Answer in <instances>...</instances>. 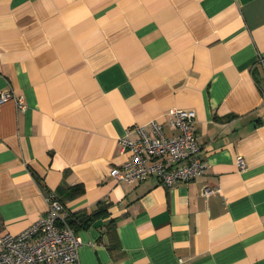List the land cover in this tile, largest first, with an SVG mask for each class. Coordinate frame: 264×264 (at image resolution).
<instances>
[{"label":"crops","instance_id":"0c3cea01","mask_svg":"<svg viewBox=\"0 0 264 264\" xmlns=\"http://www.w3.org/2000/svg\"><path fill=\"white\" fill-rule=\"evenodd\" d=\"M1 89L24 106L0 103V235L54 194L68 218L108 207L68 264H264V0H0ZM171 107L195 110L204 172L118 180L119 139L178 133Z\"/></svg>","mask_w":264,"mask_h":264},{"label":"built area","instance_id":"2783aa9c","mask_svg":"<svg viewBox=\"0 0 264 264\" xmlns=\"http://www.w3.org/2000/svg\"><path fill=\"white\" fill-rule=\"evenodd\" d=\"M14 99L23 107V96L13 90H0V103ZM169 123L179 128L176 134L167 135L156 119L149 128L136 125L137 137L127 135L119 140L128 148L129 156L120 165L111 167L110 173L118 180L132 182L147 176H156L164 186L177 181H189L205 170L200 144L195 133V110L171 107ZM242 168L241 156L236 159ZM216 189L204 188L207 194ZM48 206L36 221L17 233L0 235V264H68L78 260L82 239L62 212L63 203L54 194L48 197Z\"/></svg>","mask_w":264,"mask_h":264},{"label":"trees","instance_id":"16d2710c","mask_svg":"<svg viewBox=\"0 0 264 264\" xmlns=\"http://www.w3.org/2000/svg\"><path fill=\"white\" fill-rule=\"evenodd\" d=\"M64 188L65 187H63L62 185L58 186V189H64ZM66 189H67L66 196L71 197V196H75L78 193H81L83 191V186L73 185V186L67 187ZM107 215H108V207L106 205L99 204L95 209H92V210H88V211L82 210V211H76L74 213H71L70 217L68 218V221L74 227V229L78 231L80 228H85L89 226L99 216L106 217ZM115 223L116 221L113 218H109L105 222L106 232L109 238L111 239L112 246H117L115 243Z\"/></svg>","mask_w":264,"mask_h":264}]
</instances>
